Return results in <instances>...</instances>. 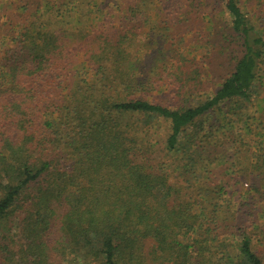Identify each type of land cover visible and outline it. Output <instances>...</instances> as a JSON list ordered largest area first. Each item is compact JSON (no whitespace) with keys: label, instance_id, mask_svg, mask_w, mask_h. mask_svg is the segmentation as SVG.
Here are the masks:
<instances>
[{"label":"trees","instance_id":"obj_1","mask_svg":"<svg viewBox=\"0 0 264 264\" xmlns=\"http://www.w3.org/2000/svg\"><path fill=\"white\" fill-rule=\"evenodd\" d=\"M183 1L0 14V264H264V4Z\"/></svg>","mask_w":264,"mask_h":264},{"label":"rangeland","instance_id":"obj_2","mask_svg":"<svg viewBox=\"0 0 264 264\" xmlns=\"http://www.w3.org/2000/svg\"><path fill=\"white\" fill-rule=\"evenodd\" d=\"M49 1L59 3V2H56V0H49ZM61 1L69 2V0H60V2ZM104 1H109V0H76V4L84 2L85 5L83 6L84 7L83 11H85L87 9V12H95L98 9L95 7L93 8V6L96 3L99 4V3H102ZM241 2H242V8L245 12H250V11L253 12L258 6V0H241ZM185 3H186V0L183 1V4H185ZM25 4H26V6L29 7L30 12L23 11V9H19V7L25 6ZM261 4L262 5L264 4V0H261ZM89 6H91V7H89ZM45 10L46 9L44 8L42 11L44 12ZM107 10H110V9H107ZM116 11H118V10H115V12ZM43 12H42V14H44ZM1 13L3 15H7L10 13L11 14L21 13L22 16L30 17V19L32 21H34L35 20V0H0V14ZM30 13H32V15ZM154 19H155V17H154ZM222 20H224V19H222ZM159 133L161 134L159 137L163 138V135L166 133L165 126H161V128L159 129ZM159 148H160V145L157 146V150ZM246 186L247 185H243V186L241 185L238 188H239V190H245L247 188Z\"/></svg>","mask_w":264,"mask_h":264}]
</instances>
